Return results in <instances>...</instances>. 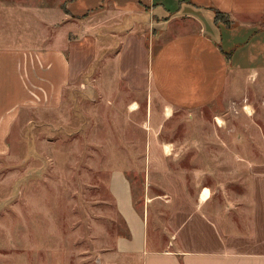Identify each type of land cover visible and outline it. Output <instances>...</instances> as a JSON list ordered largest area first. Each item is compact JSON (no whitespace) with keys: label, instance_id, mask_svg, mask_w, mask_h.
I'll return each instance as SVG.
<instances>
[{"label":"crops","instance_id":"0c3cea01","mask_svg":"<svg viewBox=\"0 0 264 264\" xmlns=\"http://www.w3.org/2000/svg\"><path fill=\"white\" fill-rule=\"evenodd\" d=\"M97 17L100 27L121 24L124 35L101 58L100 78L90 91H125L131 114L144 110L145 187L164 191L148 196L145 205L177 195L180 206L168 238L151 239L127 171L114 169L110 190L131 236H118L109 258L119 264H264V147L240 154L234 128L223 127L236 121L249 84L259 86L264 75V0H0V156L10 150L24 108L62 106L64 91L93 60V48L77 47L71 31L76 23L93 27ZM206 108L216 109L214 120L199 122L219 124L210 152L196 147L185 153L188 147L162 134L179 111L198 115ZM194 155H210L211 168L184 166L182 156ZM190 171L199 190L187 214L184 177ZM115 174L125 184L128 214L112 189Z\"/></svg>","mask_w":264,"mask_h":264},{"label":"rangeland","instance_id":"374dc122","mask_svg":"<svg viewBox=\"0 0 264 264\" xmlns=\"http://www.w3.org/2000/svg\"><path fill=\"white\" fill-rule=\"evenodd\" d=\"M99 21L97 17L89 28L87 23H76L71 31L70 40L77 47L93 48V60L74 86L64 91L62 106L24 108L9 139L10 150L0 156V264H119L114 254L108 256L115 251L118 236L127 232L110 190L114 169H125L132 180L135 200L140 201L137 208L148 217L151 239L166 240L168 231L176 227L173 220L180 213L177 195L171 202L158 198L145 205L148 196L164 191L145 187L148 130L144 110L132 115L131 105H127L131 95L125 91L112 96L97 88L90 91L100 78L101 58L107 50L113 52L124 35L121 24L100 27ZM257 83L260 85L256 81L249 84L248 99L235 108L236 121L223 124L234 128V147L239 152L264 147V75ZM215 110L202 109L198 115L193 110L179 111L162 134L188 147L185 153L196 147L210 152V135L217 131L218 121H199L204 116L214 120ZM223 115L227 117V112ZM182 158L184 166L193 170L211 168L210 155ZM194 175L190 171L184 177L189 185V198L183 200L187 214L193 210L199 190ZM112 189L128 214L126 188L118 174ZM208 194L205 189L203 197Z\"/></svg>","mask_w":264,"mask_h":264},{"label":"trees","instance_id":"16d2710c","mask_svg":"<svg viewBox=\"0 0 264 264\" xmlns=\"http://www.w3.org/2000/svg\"><path fill=\"white\" fill-rule=\"evenodd\" d=\"M219 15H221V12L218 11L217 14H216V18L217 19H219ZM128 178L130 179V177H128ZM131 184H132V180H131ZM133 200H134L135 207H137V205L140 203V201L135 200L134 191H133ZM126 227H127V232L125 233V236L130 237L131 236V233H130V230H129L127 224H126Z\"/></svg>","mask_w":264,"mask_h":264}]
</instances>
